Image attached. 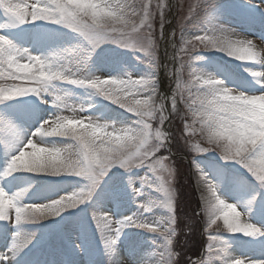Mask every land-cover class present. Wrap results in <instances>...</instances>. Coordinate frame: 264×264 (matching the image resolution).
<instances>
[{
	"label": "snow or ice",
	"instance_id": "obj_1",
	"mask_svg": "<svg viewBox=\"0 0 264 264\" xmlns=\"http://www.w3.org/2000/svg\"><path fill=\"white\" fill-rule=\"evenodd\" d=\"M171 6L0 0V264H181L175 169L160 155L174 118L207 235L187 264H264V48L226 20L258 21L264 44V0H192L160 95L153 21Z\"/></svg>",
	"mask_w": 264,
	"mask_h": 264
},
{
	"label": "rangeland",
	"instance_id": "obj_2",
	"mask_svg": "<svg viewBox=\"0 0 264 264\" xmlns=\"http://www.w3.org/2000/svg\"><path fill=\"white\" fill-rule=\"evenodd\" d=\"M234 1L238 2V0H234ZM152 2H153V5L155 6L157 0H152ZM191 2L192 0H176V7H177L176 13L177 14L174 20V27H175V32H176L175 41H176L177 46L175 48L172 47V42H171L169 49H174L176 50L177 53L179 51V45L181 42L178 25H179V22L182 20L183 16L185 15L187 11V7ZM207 2L213 3L212 0H207ZM253 2L259 3V0H253ZM153 11L154 12L156 11L155 7L153 8ZM168 15H169V8L165 10L163 24H161V19L158 14L155 15L154 17L153 37L158 45V54L160 51V47L162 46V39H163V38L161 39V27L163 28V35H164L165 23L167 21ZM226 20L228 22V26L237 28L238 31L244 32V34L247 35L248 38L254 39L255 42H258L260 45L258 49L264 48V44H261V42L258 39H256L255 36L251 34L252 32H255V33L260 32L261 25L259 24L258 21L251 27L250 30L246 31L247 26L242 25L240 23L239 17L234 16V15H228L226 16ZM141 35H143V33ZM185 59H187V57H185ZM179 63L180 61L178 60L177 68L179 67ZM184 79H188L187 71L184 72ZM172 87H174V83L172 84ZM160 92H161V85L159 89V93ZM185 96L187 97V94H185ZM157 100L159 101V97H157ZM178 107L180 109L181 114L186 115L184 105L182 102L178 104ZM169 111H171L170 104H169ZM190 119L191 117L186 115V120H190ZM164 127L166 130L172 132L174 136L170 144L171 151L169 152V150L166 148L165 151H168V154L166 152H162L160 155L168 156L169 160L167 161V163L169 164V166L174 167L175 169L173 186L177 192V210H178L177 217L180 223L179 226L181 227L179 229V226L177 225L178 232L180 230V233H178L179 234L178 239L176 240V242L178 241L177 246L179 250L189 251L191 254H194L195 256L196 255L199 256L202 254L203 248L206 247L205 241L207 239V235L205 234L204 236H201V231L198 234L197 229H195V227H200L199 216L193 215L194 211H196L199 207V204H198L199 192L196 189L195 180L191 174L192 172V170L190 169L191 155L185 154L184 148H183L184 141L180 139L181 121L179 119L174 118L172 121L166 123ZM188 139H189V142L191 143L195 140H199L200 137L199 135H197V136H194ZM201 143H203V141H201ZM179 150L180 152H184L185 158L187 161L172 158L173 154ZM170 154H172V157ZM141 175H143V170H141ZM192 198L195 200V202L193 201ZM139 202L141 201H138V203ZM111 210L115 211V208L112 207ZM135 210L136 208L134 205H128L126 208L121 209V211L126 212L127 214H131V212ZM199 215H202V213H200ZM186 217L191 218L190 227L186 226L187 224H189V221L185 219ZM66 231L72 232L73 238H75L74 226H71V225L68 226ZM145 235H150V234L145 233ZM50 242H52V244L57 243V238H53ZM0 251H6V249L4 248V242L2 240H0ZM234 254H238V253H234ZM248 254L252 255V253H248ZM181 256H182L180 257L181 264H184L185 262H187L189 257L185 254H182ZM81 259H86V258H81Z\"/></svg>",
	"mask_w": 264,
	"mask_h": 264
},
{
	"label": "bare ground",
	"instance_id": "obj_3",
	"mask_svg": "<svg viewBox=\"0 0 264 264\" xmlns=\"http://www.w3.org/2000/svg\"><path fill=\"white\" fill-rule=\"evenodd\" d=\"M173 16H174V11L171 10V12L168 16L167 26L165 27V30H164V36H163V41H162L163 49H167L168 44L171 41V37H172L171 22L173 20ZM256 43H257V47H259L260 46L259 43L258 42H256ZM168 64H170V60L168 59V57L163 58V64L161 65V68H162V73H161L162 89H161L160 95H165V94L169 93L172 89L171 88L172 78L170 77L171 72H169ZM164 66H166V68ZM165 73H167V75Z\"/></svg>",
	"mask_w": 264,
	"mask_h": 264
}]
</instances>
